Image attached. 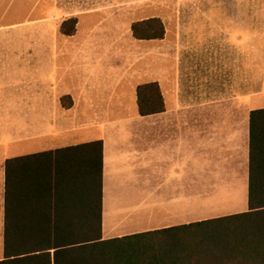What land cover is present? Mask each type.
Here are the masks:
<instances>
[{
	"label": "rangeland",
	"instance_id": "374dc122",
	"mask_svg": "<svg viewBox=\"0 0 264 264\" xmlns=\"http://www.w3.org/2000/svg\"><path fill=\"white\" fill-rule=\"evenodd\" d=\"M150 17L161 20L163 39H134L132 24ZM71 18L75 32L64 36L61 25ZM67 43H85L69 52L137 82L147 79L153 57L161 68L159 59L170 52L173 66L182 71L180 96L192 123L196 106L231 109L243 105L245 95L251 109L264 108V0H0V154L5 158L55 149L60 130L55 127V46L56 55L65 54ZM93 136L88 130L82 140H97ZM245 179L238 169L235 182ZM194 194H189L195 200L189 220L201 219L189 223L247 210V189Z\"/></svg>",
	"mask_w": 264,
	"mask_h": 264
},
{
	"label": "crops",
	"instance_id": "0c3cea01",
	"mask_svg": "<svg viewBox=\"0 0 264 264\" xmlns=\"http://www.w3.org/2000/svg\"><path fill=\"white\" fill-rule=\"evenodd\" d=\"M66 46L68 51L59 55L55 46V127L60 128L55 134V149L87 143L82 134L88 130L95 131L93 137L101 140L103 239L201 219L189 220L195 202L189 194L193 192L197 196L203 189H247L251 97L245 95L243 105L231 109L196 106V121L192 123L187 119L190 107L182 104L180 96L182 71L179 65L173 66L170 52L164 51L159 59L161 68L153 57L147 79L137 82L69 52L70 46L82 50L85 43ZM149 83L160 88L163 111L141 117L136 89ZM216 111H231L232 116H213ZM108 113L114 118L101 116ZM205 113L210 115L206 119ZM89 114L99 116H80ZM8 136L4 131L3 139ZM5 148L6 144L3 155ZM7 159L0 154L2 240ZM238 169L244 171L245 183L235 182ZM105 226L108 236L104 235Z\"/></svg>",
	"mask_w": 264,
	"mask_h": 264
},
{
	"label": "trees",
	"instance_id": "16d2710c",
	"mask_svg": "<svg viewBox=\"0 0 264 264\" xmlns=\"http://www.w3.org/2000/svg\"><path fill=\"white\" fill-rule=\"evenodd\" d=\"M69 29H65V26ZM76 19L61 25L75 32ZM161 40L156 17L131 26ZM138 114L163 111L156 83L136 89ZM0 264H264V108L249 115L247 210L103 239L102 142L95 140L5 161Z\"/></svg>",
	"mask_w": 264,
	"mask_h": 264
}]
</instances>
